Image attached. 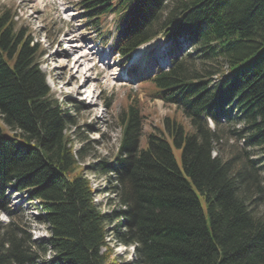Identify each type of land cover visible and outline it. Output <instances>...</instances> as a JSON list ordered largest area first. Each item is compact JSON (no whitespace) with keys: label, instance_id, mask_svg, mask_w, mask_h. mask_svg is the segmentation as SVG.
Instances as JSON below:
<instances>
[{"label":"trees","instance_id":"obj_1","mask_svg":"<svg viewBox=\"0 0 264 264\" xmlns=\"http://www.w3.org/2000/svg\"><path fill=\"white\" fill-rule=\"evenodd\" d=\"M76 1L96 28L118 16L119 56L159 36L170 43V65L146 80V94L178 116L145 137L146 115L129 96L118 154L100 164L114 175L120 208L102 212L67 133L73 121L41 70L45 52L12 9H0V120L9 130L0 124V208L8 190L26 192L50 231L35 249L0 223V264H120L114 232L134 264H264V0ZM224 124L243 146L227 158L217 150Z\"/></svg>","mask_w":264,"mask_h":264},{"label":"rangeland","instance_id":"obj_2","mask_svg":"<svg viewBox=\"0 0 264 264\" xmlns=\"http://www.w3.org/2000/svg\"><path fill=\"white\" fill-rule=\"evenodd\" d=\"M3 8L12 9L18 25L27 29L45 52L40 67L53 97L68 111L73 121L67 128V133L83 173L87 174L92 182L95 190L94 201L102 212L119 209V200L113 188L114 175L102 173L100 164L102 161H112L118 154L121 137L118 116L127 105L129 96L140 101L142 112L146 115L145 137L158 126L163 127L165 117L178 114L174 105L165 104L160 99H151L146 94V80L154 75L158 66H167L166 61L170 55L165 52H169V42L161 36L155 38L140 52L139 63L131 64L130 59L119 56L115 49L118 16L114 14L105 17L102 26L96 28L95 24L83 17L76 0H0V9ZM73 32L83 36V43L89 46L92 54H98L97 59L92 62L98 64L97 68L92 70L95 79L79 94L74 93L75 86L72 82L67 84L71 73H76L77 68L71 63L76 57L72 56L68 60L63 53L55 52L57 49L72 48L74 43L67 42L69 40L66 41V38ZM63 39L65 41L61 42ZM65 64L73 66L70 71L67 72L63 68ZM142 64L149 66L150 73L130 78V74L140 75ZM0 124L4 132L9 133L1 120ZM234 129L231 125L224 124L223 139L217 145V150L226 158L243 149L242 142L238 143L236 140ZM144 138L143 144L146 140ZM172 145L178 166L183 171L182 148ZM262 177L264 178V173ZM6 194L3 201L5 207L0 208V223L12 224L21 237L32 239L36 243L35 249H38L43 240L50 238L48 225L39 221L40 213L28 202L26 192L9 190ZM201 200L206 211V203L203 198ZM259 210L264 212V202ZM116 225L117 222L110 224L109 230L116 228ZM113 235L109 237V247L114 260L120 264H134L133 248L123 244ZM51 257L50 253L43 255L39 262H45Z\"/></svg>","mask_w":264,"mask_h":264},{"label":"bare ground","instance_id":"obj_3","mask_svg":"<svg viewBox=\"0 0 264 264\" xmlns=\"http://www.w3.org/2000/svg\"><path fill=\"white\" fill-rule=\"evenodd\" d=\"M165 39V38H164ZM69 40V41H67ZM166 40V39H165ZM65 39L61 40V42H64ZM66 41L67 42H72L74 44H72V48H70L69 50H65V49H57L55 52H61L64 54V56L69 60L71 59L72 56H75L76 59L71 61V63L73 62V64H75V68L76 69V73L75 72H72L71 73V76L67 82L68 83H71L75 86V88L73 89L74 90V93L75 94H79V93H82V89L83 88H86V86L92 81V79H95L93 77V73H92V70H94L95 68H97L98 64L97 63H92L94 60L97 59V55H94L92 54L91 52V49L89 50L88 47L86 46V43L84 44V40H83V36L78 34L77 32H73L72 35L68 34V38H66ZM167 41V40H166ZM60 42V43H61ZM60 45V44H59ZM147 46V43L146 44H142L140 45L139 47H137L131 57H130V62L131 64H136V63H139V60H140V52L143 51L144 47ZM109 56V55H108ZM64 57V58H65ZM101 59V58H100ZM102 61V60H101ZM100 61V62H101ZM103 62V61H102ZM92 63V65H89ZM87 65V66H86ZM143 65V64H142ZM72 66V65H71ZM71 66H67V64H65L63 66V68L67 71L69 69H71ZM73 67V66H72ZM159 67H163V66H158L157 67V70ZM167 66H164L163 68H165ZM108 68H110V66H108ZM63 69V70H64ZM70 71V70H69ZM68 72V71H67ZM157 72V71H156ZM155 72V73H156ZM66 73V72H65ZM150 73V70H149V66H146V65H143L142 66V71L140 72V75H129V77L131 78H138L140 77L141 75H145V74H148ZM154 73V74H155ZM63 74V73H62ZM67 74V73H66ZM111 74V73H110ZM115 74L112 73V75ZM153 76V75H152ZM151 76V77H152ZM150 77V78H151ZM79 78H81V82L79 83ZM92 104V103H91ZM93 105V104H92ZM209 126L214 128V122L213 121H209ZM77 173V172H76ZM9 191V190H8ZM7 191V192H8ZM11 191H14V190H11ZM6 192V193H7ZM16 192V191H14ZM18 193V192H17ZM7 195V194H6ZM31 199V198H30ZM33 199V198H32ZM28 202L30 203V200L28 198ZM35 203V202H34ZM32 204V203H31ZM33 206V205H32ZM132 247V246H131ZM133 248V247H132Z\"/></svg>","mask_w":264,"mask_h":264}]
</instances>
